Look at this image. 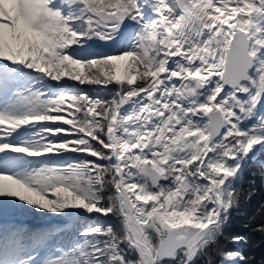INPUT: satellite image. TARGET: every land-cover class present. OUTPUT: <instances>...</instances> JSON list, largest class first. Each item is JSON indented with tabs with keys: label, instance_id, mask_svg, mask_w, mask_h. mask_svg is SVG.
I'll use <instances>...</instances> for the list:
<instances>
[{
	"label": "snow or ice",
	"instance_id": "1",
	"mask_svg": "<svg viewBox=\"0 0 264 264\" xmlns=\"http://www.w3.org/2000/svg\"><path fill=\"white\" fill-rule=\"evenodd\" d=\"M262 157L264 0H0V264H252Z\"/></svg>",
	"mask_w": 264,
	"mask_h": 264
},
{
	"label": "trees",
	"instance_id": "2",
	"mask_svg": "<svg viewBox=\"0 0 264 264\" xmlns=\"http://www.w3.org/2000/svg\"><path fill=\"white\" fill-rule=\"evenodd\" d=\"M84 90L93 97L99 96L106 99L110 96V91H106L102 87L85 86ZM242 189L239 207L231 211L230 221L225 228V236L221 238L219 243L226 250H232L235 245L229 243L227 237H231L234 234L247 236L249 245L245 249V253L255 258L252 264H261V261H264V236L259 232L253 231L257 225L264 223V174L261 173L259 168H249L246 171ZM5 212L10 216L22 214L41 217L33 211L7 209ZM101 222L104 224H115L116 220L114 217L109 216L102 218Z\"/></svg>",
	"mask_w": 264,
	"mask_h": 264
},
{
	"label": "bare ground",
	"instance_id": "3",
	"mask_svg": "<svg viewBox=\"0 0 264 264\" xmlns=\"http://www.w3.org/2000/svg\"><path fill=\"white\" fill-rule=\"evenodd\" d=\"M18 221H22V222H25V224H27L30 220L24 218V219H20V220H18ZM18 221H17V222H18ZM47 221H54V220H52L51 217H49L48 220H47V219H44V220L40 221V223H44V222H47ZM47 223H48V222H47Z\"/></svg>",
	"mask_w": 264,
	"mask_h": 264
},
{
	"label": "rangeland",
	"instance_id": "4",
	"mask_svg": "<svg viewBox=\"0 0 264 264\" xmlns=\"http://www.w3.org/2000/svg\"><path fill=\"white\" fill-rule=\"evenodd\" d=\"M2 217H3V214H2V215H0V218H2ZM49 217H50V216H49ZM49 217H46L45 219H47V220H48V218H49ZM20 218H22V217H20Z\"/></svg>",
	"mask_w": 264,
	"mask_h": 264
},
{
	"label": "water",
	"instance_id": "5",
	"mask_svg": "<svg viewBox=\"0 0 264 264\" xmlns=\"http://www.w3.org/2000/svg\"><path fill=\"white\" fill-rule=\"evenodd\" d=\"M93 87H95V86H93ZM96 88V87H95Z\"/></svg>",
	"mask_w": 264,
	"mask_h": 264
}]
</instances>
